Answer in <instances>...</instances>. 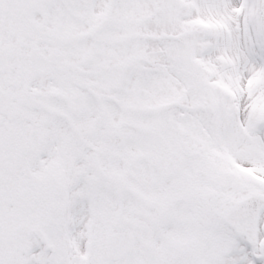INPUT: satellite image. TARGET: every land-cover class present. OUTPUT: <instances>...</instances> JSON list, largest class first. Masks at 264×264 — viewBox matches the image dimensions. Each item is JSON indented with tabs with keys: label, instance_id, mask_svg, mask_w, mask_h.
I'll use <instances>...</instances> for the list:
<instances>
[{
	"label": "snow or ice",
	"instance_id": "6c2138e0",
	"mask_svg": "<svg viewBox=\"0 0 264 264\" xmlns=\"http://www.w3.org/2000/svg\"><path fill=\"white\" fill-rule=\"evenodd\" d=\"M0 264H264V0H0Z\"/></svg>",
	"mask_w": 264,
	"mask_h": 264
}]
</instances>
